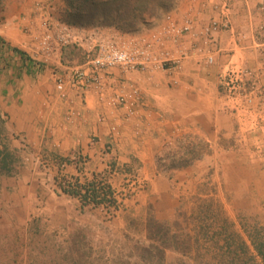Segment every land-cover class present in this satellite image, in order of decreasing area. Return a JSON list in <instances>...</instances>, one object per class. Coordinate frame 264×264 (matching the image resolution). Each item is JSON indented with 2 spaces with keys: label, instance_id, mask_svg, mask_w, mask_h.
Listing matches in <instances>:
<instances>
[{
  "label": "crops",
  "instance_id": "crops-1",
  "mask_svg": "<svg viewBox=\"0 0 264 264\" xmlns=\"http://www.w3.org/2000/svg\"><path fill=\"white\" fill-rule=\"evenodd\" d=\"M36 1L40 0H14L17 10L0 18V118L13 137V148L24 140L40 152L57 141V157H87L88 164L112 176L115 172L107 162H136L138 177L149 180L139 205L149 199L155 210L165 203L172 212L178 203L177 182L204 176L219 160L228 177L247 180L249 192L264 193V14L259 10L264 0H175L151 28L171 21L180 24L185 18L193 22L196 35L168 37L161 47L172 58L186 52L175 66L167 63L164 68L128 72L113 67L104 74L102 95L92 90L79 94L70 88L66 99L55 90L54 76L66 68L61 57L37 63L23 48L32 45L34 29L26 28L28 20L22 16L30 17ZM222 5L228 27L204 34L212 18L222 19ZM194 45L213 54L214 63H204L205 52L198 54ZM227 64L255 74L257 91L250 104L225 93L221 78ZM120 93L135 103L128 118L125 109L112 101ZM68 110L74 117L66 122ZM200 145L208 150L200 151ZM169 146L182 158L197 148V156L189 165L162 171L158 163ZM66 169L77 172L73 164ZM1 178L4 183L7 177ZM20 187V192L28 189Z\"/></svg>",
  "mask_w": 264,
  "mask_h": 264
},
{
  "label": "rangeland",
  "instance_id": "rangeland-1",
  "mask_svg": "<svg viewBox=\"0 0 264 264\" xmlns=\"http://www.w3.org/2000/svg\"><path fill=\"white\" fill-rule=\"evenodd\" d=\"M61 4V0L36 1L30 17L22 16L25 21L28 20L27 26L34 29V37L30 34L32 44L36 43L41 33L39 18L46 14V7L49 14L75 27L82 37L150 39L164 27L151 29L155 19H149L143 27L134 31H116L112 27L96 25L78 27L67 21ZM15 5L14 0H0V18H4L5 12H15ZM39 6H42L41 12ZM259 10L264 14L263 6ZM84 46L66 44L55 56L61 57L66 66L79 65L87 57L88 51ZM69 72L65 68L57 72V76ZM252 74L256 78L253 71ZM70 88L74 87L67 85V89ZM57 96L66 99L58 93ZM70 114L71 110H68L64 115L66 122ZM0 127L5 129L1 118ZM12 139L5 130L1 144L13 152V172L9 175L0 173V264H37L40 250L43 251L40 254L43 264H149L141 260L135 247L151 243L147 238L150 220L168 222L170 233H175L178 238V249H166L161 264H245L243 254L234 251L240 238L249 245L247 257L255 256L248 264L260 262L244 227L251 230L264 225V193L249 192L245 186L247 180L228 177L220 160L218 166L210 164L204 176L195 174V179L175 184L179 186L178 203L169 212L165 203H160L155 210L149 199L145 205L141 204L144 206L139 205L144 200L141 190L146 189L145 184L149 180L138 177L135 169L139 164L136 162L129 165L107 162L108 169L115 172L112 176L110 172H101L96 165L88 164L87 157H57V141L54 145L50 142L53 146L43 149L45 152H39L24 140L20 141L17 149L13 148L10 145ZM170 146L167 148L169 153L166 152L164 160L158 163L162 171L189 165L190 160L197 156V148L195 152H190V156L182 158L180 151L176 152L175 147L171 149ZM198 149L207 151L208 146L200 145ZM69 164L77 168L76 174L67 171L66 165ZM23 169L27 171L22 175ZM30 172L34 175L31 176ZM1 177H7L4 183ZM76 178L81 184L95 181L97 187L109 184L116 202L113 205L92 203L62 192L61 188L68 187ZM21 184L28 189L18 191ZM229 234H232V243L227 249L224 239ZM231 257L234 259L231 260Z\"/></svg>",
  "mask_w": 264,
  "mask_h": 264
},
{
  "label": "built area",
  "instance_id": "built-area-1",
  "mask_svg": "<svg viewBox=\"0 0 264 264\" xmlns=\"http://www.w3.org/2000/svg\"><path fill=\"white\" fill-rule=\"evenodd\" d=\"M42 6L38 9L41 12ZM45 8V7H44ZM46 14L39 18V37L34 44H25L24 50L29 58L37 63L48 62L51 56L56 55L62 46L73 43L77 46L85 45L87 49L86 60L73 66H66L69 69L67 75L59 74L55 77V90L60 97H67V85L76 88L78 93L88 90L95 91L99 95L104 90V74L117 67L123 72L128 71H146L164 68L165 64L172 63L170 67L175 66L182 56L172 58L169 52L161 49L164 41L168 37H178L184 34L196 35L194 32L193 22L189 18H185L182 23L176 24L171 21L162 29L158 30L151 38H98L93 36L82 37L80 32L70 24L55 18L49 14L47 7ZM39 14L41 15V13ZM222 19H212L203 30L204 34H208L228 27L229 19L226 12V5H222ZM29 26H26L28 28ZM25 28V31H27ZM30 28V27H29ZM29 34L30 31H27ZM34 35V34H33ZM32 35V37H34ZM198 53H204L201 46H193ZM214 55L211 53L204 54V63H214ZM166 67V66H165ZM221 83L225 89V93L229 97L241 98L245 103L250 104L257 91L256 78L252 74V70L236 66L235 64H227L221 78ZM112 101L125 109V117H130L134 112V101H130L123 93L117 94ZM73 115V116H72ZM74 112L67 116L68 121H72Z\"/></svg>",
  "mask_w": 264,
  "mask_h": 264
},
{
  "label": "trees",
  "instance_id": "trees-1",
  "mask_svg": "<svg viewBox=\"0 0 264 264\" xmlns=\"http://www.w3.org/2000/svg\"><path fill=\"white\" fill-rule=\"evenodd\" d=\"M175 0H61V11L67 16L68 22L78 27L96 25L100 27H112L123 31H134L143 27L149 19H157L164 15L174 4ZM16 50V49H15ZM65 55L67 52H64ZM67 56V55H66ZM70 56L72 53L70 52ZM5 129L0 127V173L9 175L13 172V152L7 146L1 144V136ZM62 192L77 196L84 201L92 203L107 202L113 205L116 202L114 191L109 184L99 185L95 181H88L81 184L78 178L68 187H62ZM250 244L259 258V263L264 264V225L253 227L251 230L244 227ZM230 235L224 240L227 249L231 247ZM147 238L150 244L138 245L139 257L145 263L161 264L166 249L177 248L178 238L175 233H170L168 222L150 220L147 228ZM181 243V242H179ZM40 250V249H39ZM235 253L243 254L245 264L255 258L249 255V245L246 240L240 238L239 244L235 245ZM37 257V264H43L40 254ZM234 253V254H235ZM234 259L231 257V260Z\"/></svg>",
  "mask_w": 264,
  "mask_h": 264
}]
</instances>
